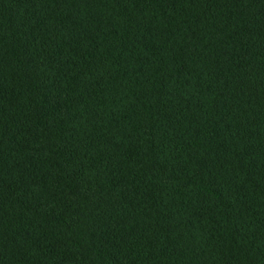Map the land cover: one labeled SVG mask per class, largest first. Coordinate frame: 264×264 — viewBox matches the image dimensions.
Here are the masks:
<instances>
[{"label":"trees","instance_id":"obj_1","mask_svg":"<svg viewBox=\"0 0 264 264\" xmlns=\"http://www.w3.org/2000/svg\"><path fill=\"white\" fill-rule=\"evenodd\" d=\"M0 264H264V0H0Z\"/></svg>","mask_w":264,"mask_h":264}]
</instances>
